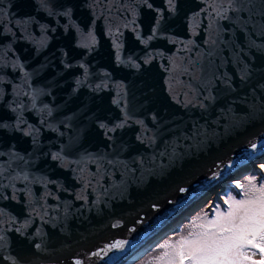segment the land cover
<instances>
[{
  "label": "water",
  "instance_id": "1",
  "mask_svg": "<svg viewBox=\"0 0 264 264\" xmlns=\"http://www.w3.org/2000/svg\"><path fill=\"white\" fill-rule=\"evenodd\" d=\"M263 152L264 0H0V264H123Z\"/></svg>",
  "mask_w": 264,
  "mask_h": 264
},
{
  "label": "snow or ice",
  "instance_id": "2",
  "mask_svg": "<svg viewBox=\"0 0 264 264\" xmlns=\"http://www.w3.org/2000/svg\"><path fill=\"white\" fill-rule=\"evenodd\" d=\"M248 184L244 199L229 197L226 210L217 205L212 219L198 218L186 236L162 245L166 251L158 257L160 264H244L250 259L245 249L251 248L261 255L252 264H264V184Z\"/></svg>",
  "mask_w": 264,
  "mask_h": 264
},
{
  "label": "rangeland",
  "instance_id": "3",
  "mask_svg": "<svg viewBox=\"0 0 264 264\" xmlns=\"http://www.w3.org/2000/svg\"><path fill=\"white\" fill-rule=\"evenodd\" d=\"M259 167H256V163L253 165H249V173L245 175L246 169L243 170L239 177L241 178L236 181L235 183L226 182L220 188L218 191L209 199H206L202 204L196 205L191 209H187L184 212H182L180 215L174 218V220L167 226L166 229H163L160 234L156 235L154 238V241L149 243L148 247L144 249L142 253L139 255L145 254L139 259V262L136 264H144L145 258L149 255L148 253L154 248V243L159 241V243L156 245V247L152 250L150 261H155L156 258L163 255V253L166 251L165 248L161 247L165 244H172L175 243L177 240L181 239L183 236H186L189 231L193 228V221H197L198 218L204 217L206 219H212L216 214V208L217 205L220 206V211H224L227 209V204H225V201L228 200L229 197L234 198V194L232 192H228V187H232L236 194L242 196L239 199H244V192L251 187L248 184L249 180H252L253 182L259 181L262 182L264 180V157L261 159V162ZM244 175V176H243ZM259 182V183H260ZM237 185H240V187H237ZM259 188V187H258ZM228 192V193H227ZM238 197V196H237ZM236 199V198H234ZM215 201L217 203H215ZM199 222V221H198ZM178 229L177 232H175ZM165 230V231H164ZM153 246V247H152ZM137 250L134 251V253ZM245 251L248 252V255L250 257L249 260L244 261V264H252V261H259L261 259V255L258 248H251V249H245ZM133 253V254H134ZM252 253H255V255H252ZM146 255V256H145ZM132 255H130L123 264L130 263V258ZM141 260V261H140Z\"/></svg>",
  "mask_w": 264,
  "mask_h": 264
},
{
  "label": "bare ground",
  "instance_id": "4",
  "mask_svg": "<svg viewBox=\"0 0 264 264\" xmlns=\"http://www.w3.org/2000/svg\"><path fill=\"white\" fill-rule=\"evenodd\" d=\"M263 157H264V152L261 153L258 157H253L251 159H248L246 162H244L243 164H241L239 167H237L234 170H232V173L231 174L226 175L221 181L217 182L213 187L210 188V190L206 194H204L196 203L192 204L188 209H191L194 206L199 205L201 202L205 201L206 199L211 198L218 191V189L220 188V186H222L224 183H226V182H230L232 184L235 183L236 180H237V178L239 177V174L243 170L248 169L249 165H253L254 163H256V165H257L256 167H259L260 166V163H261V159H263ZM160 233H158V234H160ZM154 239L155 238H152V240L149 243L153 242ZM149 243L146 244V245H144V246H142V247H140L138 249V251H136L132 255V257L130 258V261L133 260L134 258H136L137 256L139 257V254L142 253L144 251V249H146V247H148Z\"/></svg>",
  "mask_w": 264,
  "mask_h": 264
},
{
  "label": "trees",
  "instance_id": "5",
  "mask_svg": "<svg viewBox=\"0 0 264 264\" xmlns=\"http://www.w3.org/2000/svg\"><path fill=\"white\" fill-rule=\"evenodd\" d=\"M260 180L258 181H255V182H253L254 184H255V186H256V188H258V187H260L262 184H264V180H262V182H260ZM228 192H232L233 194H234V198H236V199H238V198H241L242 196H240V195H238V194H236V192L234 191V189L230 186V187H228ZM227 192V193H228ZM238 196V197H237ZM215 203H217L216 201H215ZM178 231V229L175 231V232H177ZM154 251V250H153ZM153 251H150L148 254V256L145 258V263L144 264H160V262L158 261V258H156L155 259V261L153 262V261H150V258H151V254H152V252ZM141 261V260H140ZM139 262V261H138ZM138 262H136V263H138ZM136 263H134V264H136Z\"/></svg>",
  "mask_w": 264,
  "mask_h": 264
}]
</instances>
